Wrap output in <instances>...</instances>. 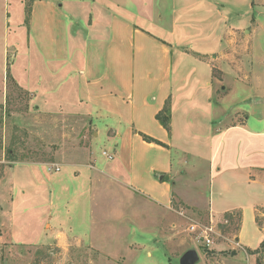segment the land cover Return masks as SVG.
I'll return each mask as SVG.
<instances>
[{"label": "crops", "instance_id": "obj_1", "mask_svg": "<svg viewBox=\"0 0 264 264\" xmlns=\"http://www.w3.org/2000/svg\"><path fill=\"white\" fill-rule=\"evenodd\" d=\"M20 2L25 5L24 0ZM72 3L66 8L63 0H32L26 27L36 36L45 73L40 72L37 88L15 79L33 95L38 112L86 121L96 129L94 147H115L116 151L110 163L105 156L93 157L95 166L75 163L51 171L47 162L17 161L7 167L1 182L8 180L11 216L6 219L8 226L6 220L0 224V239L63 246L66 239H77L73 229L79 225L87 235L102 217L96 216L102 208L96 206L100 199H95L94 192L109 177L119 179L120 188L132 190L139 224L148 221L144 216L153 208H143L141 201L166 211L172 208L173 198L189 205L190 194L183 192L181 176L176 183L173 173L191 157L196 164L207 161V174L202 177L209 189L218 192L215 202L208 198L210 214L240 212L235 240L243 250L257 249L264 240V226L257 221L259 216L264 219V140L262 132L249 129V124L255 117L264 120V110L260 104L246 112L230 99L238 83L255 87L237 57L236 29L225 19L213 42L216 48H196L191 42L180 46L174 67L169 34L140 17L133 0ZM188 62L197 69L196 75H186ZM259 90L256 96L253 89V94L242 95V103L264 101ZM159 113L168 117V126L157 117ZM212 144L214 157L209 161L204 149ZM39 170L47 178L42 183L47 199L43 203L34 198L35 204L29 206L24 204L28 191L18 176ZM31 207L36 210L32 219L38 223L37 232L19 236L14 232V217ZM246 209L253 213L258 228L253 247L241 243ZM0 210L7 217L5 205ZM257 255L251 254L249 260L256 264Z\"/></svg>", "mask_w": 264, "mask_h": 264}, {"label": "rangeland", "instance_id": "obj_2", "mask_svg": "<svg viewBox=\"0 0 264 264\" xmlns=\"http://www.w3.org/2000/svg\"><path fill=\"white\" fill-rule=\"evenodd\" d=\"M63 1L66 8L73 5L69 4L70 0ZM133 1L139 8L137 13L140 17L151 21L157 31L165 34L166 30L169 34L168 38L174 45V67L179 62L180 46L184 44L190 45L191 42L196 48H216L213 42L218 29L228 19L229 26L237 31V57L242 62L241 69L255 81L252 88L254 95L259 94V89L264 93L261 89L264 88V0ZM24 3L20 0H0V182L6 168L17 161L47 162L51 171L75 163L95 166L96 159L93 157L96 155L107 157L110 163L116 148L94 147L95 127L83 120L77 123L75 117L68 115L38 112L33 95L16 82L18 79L25 86L37 88L40 72L45 73L36 36L31 31L28 33L26 27L32 0H24ZM214 71L217 76L220 75L217 69ZM196 74L197 69L188 62L186 75ZM252 89L238 83L237 91L233 90L235 92L230 99L238 102V106L246 112L250 108H260V104V109L264 110V101L242 103V95L253 94ZM235 95L237 98L234 99ZM249 127L262 132L260 138L264 140V120L255 117ZM214 150L213 144L204 149L209 161L214 157ZM185 161L182 170L173 173V178L177 183L178 175L181 176L178 180L184 183L183 192L190 194L189 205L173 198L172 208L166 211L162 206L141 201L143 208H153L145 216L142 214L148 221H140L139 224V220H135L132 190L123 186L120 188L119 179L109 177L94 192L95 199H100L96 206L102 208L95 215L102 217L87 235L83 234L84 226L79 225L73 229L77 239L68 238L63 246L52 242L16 244L0 239V264H180L181 256L189 249H196L200 255L196 264H255L249 260L251 253L238 244L241 213L234 212L232 217H229L230 213L219 217L210 214L208 198L211 196L215 202L218 192L209 189L205 177H202L207 174V161L200 160L196 164V158L191 157H186ZM198 171L200 174L197 176ZM18 180L28 191V200L26 198L24 204H35L34 198L46 202V187L42 183L47 178L42 171L35 175L31 171H22ZM7 182L4 178L0 184V206L5 205L7 213V217H3L0 210V224L11 216ZM21 201L18 198L17 207H20ZM45 206L41 209H46ZM34 209L31 207L28 213L21 211L14 217V232L19 236L37 232L38 223L32 219V213L36 212ZM258 213L261 215L262 211ZM149 219L154 221L149 222ZM257 221L264 226L262 216L257 217ZM191 224L211 228L212 245L198 241L197 232L189 230ZM257 234L253 213L246 209L241 243L255 246ZM257 257L256 264H264V251Z\"/></svg>", "mask_w": 264, "mask_h": 264}, {"label": "built area", "instance_id": "obj_3", "mask_svg": "<svg viewBox=\"0 0 264 264\" xmlns=\"http://www.w3.org/2000/svg\"><path fill=\"white\" fill-rule=\"evenodd\" d=\"M199 228H201V227H199L196 224H191V226L189 227V230L191 232H197L196 239L198 241L203 240V242L207 246L212 245L213 242H212V239L210 237V230H211V228H209V227L201 228L200 232H198L199 231Z\"/></svg>", "mask_w": 264, "mask_h": 264}, {"label": "water", "instance_id": "obj_4", "mask_svg": "<svg viewBox=\"0 0 264 264\" xmlns=\"http://www.w3.org/2000/svg\"><path fill=\"white\" fill-rule=\"evenodd\" d=\"M200 255L196 249L187 250L180 258V264H196Z\"/></svg>", "mask_w": 264, "mask_h": 264}, {"label": "trees", "instance_id": "obj_5", "mask_svg": "<svg viewBox=\"0 0 264 264\" xmlns=\"http://www.w3.org/2000/svg\"><path fill=\"white\" fill-rule=\"evenodd\" d=\"M10 75V74H9ZM157 117L162 121V123L165 125V126H168V117H164V114L163 113H159L157 115ZM232 213L229 214V217H232L231 215ZM261 251H264V240L260 243L259 247L257 249H254V250H248L249 253L251 254H258L260 253ZM259 261H260V257H259Z\"/></svg>", "mask_w": 264, "mask_h": 264}]
</instances>
